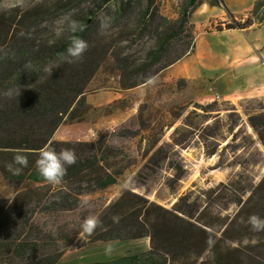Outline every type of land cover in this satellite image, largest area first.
Wrapping results in <instances>:
<instances>
[{
    "label": "rangeland",
    "instance_id": "rangeland-1",
    "mask_svg": "<svg viewBox=\"0 0 264 264\" xmlns=\"http://www.w3.org/2000/svg\"><path fill=\"white\" fill-rule=\"evenodd\" d=\"M183 1L158 0L155 5L167 17L166 5L179 9ZM99 2L0 0V27L5 24L13 29L18 20L24 24L34 22L33 29L40 39L60 42L73 31V22L76 28L88 17V49L98 58L104 53L85 89L83 115L65 119L54 139L88 142L96 132L93 143L98 149L109 144L122 149L126 158L109 162L111 170L120 168L114 184L84 196L82 200L89 201L87 206L59 217L56 224H68L64 230L74 235V240L57 264L113 259L149 248L148 237L85 243L83 220L89 215L97 216L124 189L166 209L178 200V208L193 219L211 224L206 229L219 238L222 253L239 256L237 264H264V231L254 230L249 223L253 214L264 218V147L248 123L249 115L264 114V95L233 102L213 96L212 101L198 103L183 91V81L178 80L177 86L169 85L160 72L151 78L154 84L148 80L122 89L118 62L143 61L154 40L141 33L135 13L114 20L99 11ZM180 49L179 43L173 44L161 62ZM174 139L181 144L174 145ZM159 146L168 157L162 158L159 166L148 163ZM209 152L214 153L208 155ZM129 176L133 181L124 188ZM15 190L0 175V197H12ZM208 257L209 253L204 252L201 258L182 257L176 264H199Z\"/></svg>",
    "mask_w": 264,
    "mask_h": 264
},
{
    "label": "trees",
    "instance_id": "trees-1",
    "mask_svg": "<svg viewBox=\"0 0 264 264\" xmlns=\"http://www.w3.org/2000/svg\"><path fill=\"white\" fill-rule=\"evenodd\" d=\"M111 1L114 3L110 8ZM155 2L158 0L99 2V11L103 10L114 20L135 13L141 33L149 34L154 40L143 61L118 62L122 89L146 83L192 50L189 17L195 1L190 5V0H184L174 19L161 15ZM210 3L219 5L221 0ZM252 18L263 20L264 0H256L246 19H232L226 27H246ZM88 20V17L83 19L60 42L37 37L34 22L24 24L18 20V26L13 29L5 24L0 27V175L16 189L12 197H0V264H57L66 246L74 240V235L64 230L68 224H56L59 217L80 207L84 196L114 184L120 168L111 170L109 162L126 158L122 149L109 144L98 149L93 142L54 139L65 119L83 115L85 89L104 57V53L98 58L88 49L81 61L68 63L61 59L73 37L86 40L91 30ZM178 43L181 49L161 62L162 56ZM248 123L264 147V114L249 115ZM49 142H53L57 151L74 149L78 157L59 185L49 184L36 168L37 154ZM173 143L181 144L175 139ZM18 151L28 154L29 164L19 175H14L8 164ZM151 156L148 163L157 166L162 158L168 157L161 146ZM97 216L102 225L92 236L84 233L85 243L148 237L149 248L84 264H176L182 257L201 258L204 252L209 257L199 264H237L239 260V256L222 253L219 238L206 229L211 224L193 219L178 208V200L166 209L124 189ZM114 218H119L118 222Z\"/></svg>",
    "mask_w": 264,
    "mask_h": 264
},
{
    "label": "crops",
    "instance_id": "crops-1",
    "mask_svg": "<svg viewBox=\"0 0 264 264\" xmlns=\"http://www.w3.org/2000/svg\"><path fill=\"white\" fill-rule=\"evenodd\" d=\"M256 0H197L190 12L192 50L160 71L169 85L184 82L183 91L198 103L233 102L264 95V21L252 18L246 27H226L243 21ZM167 6V17L178 16V7ZM55 135V134H54Z\"/></svg>",
    "mask_w": 264,
    "mask_h": 264
},
{
    "label": "clouds",
    "instance_id": "clouds-1",
    "mask_svg": "<svg viewBox=\"0 0 264 264\" xmlns=\"http://www.w3.org/2000/svg\"><path fill=\"white\" fill-rule=\"evenodd\" d=\"M72 30H75V22H73ZM88 42L79 37H73L71 45L67 49V54L61 59L68 63H74L83 59L84 53L88 50ZM59 66V65H57ZM51 69L49 71V75ZM149 84H154L155 80L150 79ZM97 140V133L93 132L88 139V143L95 142ZM36 168L39 175L52 185H59L67 175L68 167L77 163L78 157L74 149L62 148L59 151L53 147V142H49L44 146L37 154ZM29 164L28 154L18 151L13 161L8 164V168L13 172L14 175H19L23 168ZM18 165L19 167H14ZM133 177L129 176L126 179L124 188L131 185ZM89 201L85 199L82 201V205L87 206ZM119 218H114L115 222H118ZM249 223L252 228L256 231H264V218L253 214L249 217ZM102 225L100 217L95 215H89L83 220L82 230L88 236H92L95 230ZM111 249H108L110 251Z\"/></svg>",
    "mask_w": 264,
    "mask_h": 264
},
{
    "label": "built area",
    "instance_id": "built-area-1",
    "mask_svg": "<svg viewBox=\"0 0 264 264\" xmlns=\"http://www.w3.org/2000/svg\"><path fill=\"white\" fill-rule=\"evenodd\" d=\"M159 1H161V0H159ZM163 1H165V0H163ZM215 99H216V100H219L220 97H219L217 94H215Z\"/></svg>",
    "mask_w": 264,
    "mask_h": 264
},
{
    "label": "water",
    "instance_id": "water-1",
    "mask_svg": "<svg viewBox=\"0 0 264 264\" xmlns=\"http://www.w3.org/2000/svg\"><path fill=\"white\" fill-rule=\"evenodd\" d=\"M194 1H195V0H190V2H189V3H190V5H192Z\"/></svg>",
    "mask_w": 264,
    "mask_h": 264
}]
</instances>
